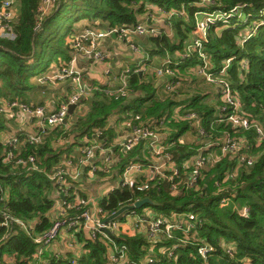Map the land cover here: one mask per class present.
<instances>
[{"label":"trees","instance_id":"obj_1","mask_svg":"<svg viewBox=\"0 0 264 264\" xmlns=\"http://www.w3.org/2000/svg\"><path fill=\"white\" fill-rule=\"evenodd\" d=\"M199 1L57 0L55 9L44 19L42 29L35 34L40 0H17L15 4L19 12L15 27L17 37L14 40L0 38V98L8 96L9 92H14L12 95H25L33 87L32 77L46 71L53 60L68 58L66 37L75 33V24L83 19L105 21L109 28L119 25L131 26L136 24L138 16L146 11L147 2L167 9L185 6L190 20L181 19L173 22L175 33L180 37L179 43L170 44L166 36L150 38L159 46L160 51L166 52L167 47L173 53L180 48L183 50L187 32L193 27V15L196 11L229 10L235 5L247 4V11L256 14L264 7V0H214L215 3L198 6L195 3ZM183 25L184 30L181 27ZM246 27L243 24L235 28H226L218 34L215 26H212L211 39L206 48L216 71L224 66L227 58L235 57L226 78L241 97L246 116L257 120L264 127V24L241 44L240 38L246 33ZM186 59L190 64L199 62L196 55ZM183 75L186 74L182 72L181 77ZM130 85L133 92L139 94L133 102H127L126 98L112 99L100 91L94 92L90 110L76 122L75 131L88 137L95 127H104L109 117L118 111L134 109L144 117H156L182 102L172 97L163 101L158 100L155 97V88L152 84L144 82L140 73H135L130 78ZM12 95L9 97H13ZM202 98V95H195L190 100L191 107L200 116L207 132L206 136L199 137L211 138L213 141L226 133L239 137L242 143L238 153L246 152L254 156L253 165L240 166L237 157L230 153L206 171L198 187L182 188L180 193L173 194L166 181L162 180L160 183L154 181L147 191H139L133 187L115 189L103 200L101 206L109 215L137 199L150 197L154 203L145 204L138 211L151 208L163 216H170L174 212H193L202 220L198 228L200 241L215 246L212 256L205 260L198 254L195 242L177 246L174 254L169 256V250L166 252L160 250L171 249L178 242L177 239L161 237L151 249L152 242L143 234L118 237L117 241L120 244L128 245L129 254L134 260L142 261L146 255L153 254L155 262L147 264H264V139L258 140L259 135L255 128L239 130L225 121L217 123L218 107L214 109L202 103ZM146 101H151L152 104L144 106L143 103ZM169 125L172 129V138L193 130L197 133V129L189 121L172 122ZM3 128L4 123L0 116V131ZM198 151L195 145L179 142L171 150L173 158L181 167L185 159ZM3 153L4 146L0 142V182L9 193L7 202L9 212L28 221L37 219L36 232L50 228L56 218L50 219L47 212L55 203L51 193L56 185L48 178L47 173L55 170L61 151L52 149L50 138L42 145H28L26 154L35 153L40 157V166L46 172H28L18 170L12 164H4ZM137 154L136 149L130 151L124 162L135 158ZM233 169H237V176L227 180L224 189H219L216 182L222 181L227 172ZM224 196H229L230 201L223 206L221 199ZM245 206L249 207L248 216L241 214V209ZM76 212L77 210L69 209L70 214ZM6 232L5 228H0V257L10 254L19 260L16 264H31L30 262L35 260L36 244L17 225L10 234ZM222 240L235 243L236 253L233 257L224 250ZM86 247L87 253L81 259L82 264H111L108 262V248L102 241L89 240ZM43 258L49 260L51 264L61 263L49 251L44 253Z\"/></svg>","mask_w":264,"mask_h":264},{"label":"built area","instance_id":"obj_2","mask_svg":"<svg viewBox=\"0 0 264 264\" xmlns=\"http://www.w3.org/2000/svg\"><path fill=\"white\" fill-rule=\"evenodd\" d=\"M17 0H0V38L14 40L17 37L16 24L19 19L18 10L15 6ZM57 0H40L37 8V25L36 31L43 27L44 19L53 12ZM206 3H215L214 0H200L196 4L204 6ZM247 4H238L229 10L214 9L211 11H196L193 15L194 23L190 30V38L186 42L183 49V58L196 55L198 63L187 68L185 74H192L201 76L209 83L218 85L220 90L221 103L217 110V123L225 121L232 124L233 128L239 130H248L255 128L259 137L258 140L264 139V127L257 120L250 119L246 116V110L241 97L235 90L231 82L226 78L230 64L235 57H229L225 61L224 66L216 71L213 69V63L207 52L206 45L211 39V27L215 26L218 34L226 28H235L240 25L247 26L246 33L240 38L241 44L247 41L254 35L258 28L264 24V7H261L258 13L247 11ZM163 12L168 14L169 18L175 16L184 17L187 10L185 6L181 8H170ZM253 17V19H252ZM116 35L120 40L129 42L131 47L138 49L136 43L133 42V37L136 35L146 37H162L163 31L154 24L146 21H140L134 25H119L107 30L100 31L95 27L85 28L82 32L72 35L69 40L70 48L77 53L69 61H60L59 66L55 71L37 76L39 83L52 82L56 83L61 79L71 77L73 81V90L64 99L59 107L53 112L46 113L43 106H36L29 102H24L19 97L6 98L7 100H0V112H12L17 109L20 113H30L33 116H39L38 121L40 125L47 123L50 126L61 125L69 116V109L72 104H80L86 98H90L92 93L100 91L107 97L112 99L127 98L133 93L130 85V78L135 73L143 72L142 64L135 67H127L118 76H110V85L98 84L91 85L84 79L83 73L74 68V63L78 59V52L83 49L84 43H88V53L92 54L98 59H105L106 54H103L99 49V42L103 38L111 35ZM244 66L246 63L243 64ZM110 69L107 74L110 75ZM155 72L159 76H167L169 78L167 89L176 91L180 82L182 71L171 56H168L163 62L155 67ZM189 108L183 109V106L167 111L165 114L156 117L144 118L141 113L128 111L124 115V125L130 129V136L122 143V148L127 151H132L140 143H148V149L151 158H165L171 161L170 164H146L142 161H129L123 171L122 180L116 184L108 187L107 193L115 189L124 187H133L139 191H147L153 185L154 181L160 183L162 180L166 181L170 186V191L173 194H178L182 188L198 187L199 182L204 179L206 171L215 166L221 159L233 154L237 157L239 165H253L255 157L249 153H238L241 147V140L239 137L226 133L219 136L214 141L207 139L205 144L201 146L200 150L193 156L182 163V167L173 160L171 150L175 144L179 142L177 138L170 136V129L166 132L165 138L161 130L168 129L170 123H178L189 121L199 134V136H206L207 132L202 125L201 118L190 105ZM104 127H95L90 136H86L82 144L79 146V155L77 160L80 164H88L89 176L94 177L100 167L94 160L96 150H106V138L104 137ZM46 135L44 132H38L28 135H15L5 139L2 144L4 146V153L2 161L4 164H12L18 170L45 171L40 166V157L35 153H27L28 145H42L45 143ZM213 146H218V151L210 150ZM205 148V149H204ZM208 149V151H206ZM119 160L111 152L105 156V163L107 167L116 163ZM74 161L72 159L64 160L56 169L47 176L56 185L60 197L59 206L60 212L50 228L41 232H36L35 223L38 221H28L12 215L9 212L8 190L3 187L0 182V228H5L10 234L15 225L24 230L30 239L36 244L35 259L42 260L45 252L50 251L56 238L60 236L63 230H66L77 236L82 229H87L90 232L91 238L94 241H102L108 248L107 256L108 262L111 264H147L154 263L155 257L153 254L146 255L142 261H137L131 258L127 244H120L117 238L120 236L136 235L143 227H147L151 241H157L161 237L177 239V243L171 249H164L162 252L169 250V256L175 252V248L179 245L195 242L197 251L200 257L207 260L215 251V246L208 242H201L198 228L202 222L193 212L187 213H172L170 216H163L159 214H151L150 212L138 211V209H131L124 212L119 218L104 222L105 218L115 213H108L99 206L92 210L91 198L83 196L79 192L78 173L68 170ZM143 171H148L145 180L139 179V174ZM46 172V171H45ZM237 176V169L227 172L222 181H217L216 185L219 189H224V183ZM139 200V199H137ZM230 201L229 196H224L221 199V205H227ZM133 204V203H132ZM55 206V205H54ZM69 209L77 210L74 214L69 213ZM249 207L245 206L241 209V214L248 216ZM109 229L111 233L107 232ZM6 232V233H7ZM181 232V235H179ZM6 234V235H8ZM226 253L233 257L236 253V245L233 242L222 240ZM56 259L60 260V264L66 261L58 252H53ZM68 264H77L75 258L70 259ZM44 264H51L49 260L45 259Z\"/></svg>","mask_w":264,"mask_h":264},{"label":"crops","instance_id":"obj_3","mask_svg":"<svg viewBox=\"0 0 264 264\" xmlns=\"http://www.w3.org/2000/svg\"><path fill=\"white\" fill-rule=\"evenodd\" d=\"M162 8L163 6L161 5L147 2L146 11L138 16V20L146 21L156 25L163 31V36H166V38L169 39L168 41L170 42V44H177L180 41V37L175 33L173 22L175 20L178 21L181 19L190 20L189 14L188 12H186L184 17L175 16L173 18H169L168 14L163 12ZM169 9L165 7L164 10L168 11ZM77 23L75 27V33L73 35L82 32L86 27H90L91 25L98 30H107L109 28L108 23L101 20L89 21L88 19H83ZM181 27L184 30V25ZM189 32H187V38L185 42H187L190 38ZM71 36L72 35L68 36L66 41V43L68 42V58H66L65 60H53L46 71H44L42 74L49 71H55V69H57L60 64V61H69L75 55V53H77L75 50L70 48L69 40ZM132 39L133 42L138 46V49H134L133 47H131L129 42L120 40L116 35H111L107 38L101 39L98 49L103 54L107 55V57L103 60L92 56V54H89L88 50L90 48L87 45L88 43H84L83 49L78 52V59L74 63L73 67L80 70L84 75V79L91 85H110V76H118L127 67L133 68L137 65L142 64L143 72H140L142 80L153 85V87L155 88V97L158 100L163 101L168 99L169 97H172L176 101H182L176 107L189 105L191 106V98L195 95H202V103L211 106L214 109L218 107V104L221 103L219 97L220 90L218 85L207 82L201 76L193 77L190 75L188 76V78H184L183 75L182 81L180 82V86L179 88H177V91L172 90V92H168V89L166 87L168 85L169 78L167 76H159L156 74L155 67L159 66L168 56H171V58L174 59L182 72L188 73L187 68L194 64H190L186 58L182 57L183 50L181 51V48L171 53L166 47V52H162L160 51L159 46L155 45V43L151 41L149 37L136 35ZM113 40H118L119 42V46L117 49L113 48ZM120 42L127 43L128 49L124 47V44H121ZM108 69H110L111 71L110 75L107 74ZM37 76L32 77L31 82L33 84V87L28 90L25 95H12V93L14 92H9L8 96H17L24 102H29L36 106H43L46 113L53 112L59 107L60 103L64 99H66L67 96L72 92L74 84L72 78L67 77L59 80L56 83H39L37 81ZM201 85H204L203 88L208 90L207 93L201 92L199 91V89H197V87H200ZM93 94L94 93H92L91 95ZM138 95V93L133 92L129 97L126 98L127 102H133L137 99ZM8 96H3V100H7L6 98H8ZM91 97L88 99L86 98L84 101L78 104L74 110V114H72V116L69 114L67 122H63L58 126H50L47 123H44V125L42 126L38 121L39 116H33L30 113H20L17 109L12 112H0V116L2 117L4 123V128L0 131V142H3L5 139L15 135H28L38 132H44V134L46 135V140H48L49 138L51 139L52 149L61 151L60 160L57 163L56 167H58L64 160L72 159L74 161V164L72 166H69L68 170L78 173V181L76 182V184L80 187L79 192L83 196L92 199L90 207L93 211H95V209L101 206L103 200L108 196V187L122 180V171L125 165L129 162L128 159L126 162H124V159L126 157L128 158V155L130 153L129 151L126 152L122 148V143L131 134L130 129L123 123L124 115L128 111H137H135L134 109H128L124 112L118 111L109 117L104 126L106 135L105 146L107 149L103 151L96 150L94 158L96 163H98V165L102 168L98 170L94 177H91L88 173L90 166L88 164H80L77 160V157L79 155V146L80 144H82L87 135L83 136L75 131L77 128L76 122L79 120V118L86 116L90 110ZM2 98H0V100ZM151 104V101H146L143 103L144 106H149ZM149 117L155 116H148L144 118ZM170 128L171 127L169 125L168 129L161 130L163 138H165V134ZM171 130L172 129H170V136L172 135ZM197 133L194 132V130L189 131L188 133L185 132L184 134L179 135L177 137V140L180 144H200L201 146H203L205 144V140L200 137L196 138L195 135ZM196 147L198 150L201 149L198 145H196ZM135 149L138 151V154L131 160L142 161L147 165L164 164L165 168L166 165L171 163V161H168L165 158H151L148 149V143L145 144V142H142L133 150ZM210 150L218 151L219 149L212 148ZM206 151H208V149H206ZM109 152L119 158V160L107 167L104 159L106 154ZM173 160L175 161L174 158ZM147 175L148 171H143L139 174V179L145 180ZM51 197L55 199V206L53 205L51 210L47 212V216H49L50 219H53L56 218L57 214L60 212L59 206L57 205L58 203H60V199H62V197L59 196L57 188L53 189ZM145 211L150 212L151 214H157L151 208H147ZM139 233L143 234L150 240V242H152V249L156 241H151L152 239L149 236L147 227H143ZM89 240H92V238L90 232L85 228L82 229V231L77 236H72L70 232L63 230L60 233V236L54 241V244L52 245L49 253L58 252L61 254L64 261L68 262L70 259L75 258L77 264H82L81 259L83 258L84 254L87 253L86 244ZM163 250L164 248H162L160 251L162 252ZM44 260L45 258H42L41 261H39V259H35L30 263L44 264ZM0 261V264H16L19 260L14 255L4 254L2 257H0ZM66 262L64 264H68Z\"/></svg>","mask_w":264,"mask_h":264},{"label":"water","instance_id":"obj_4","mask_svg":"<svg viewBox=\"0 0 264 264\" xmlns=\"http://www.w3.org/2000/svg\"><path fill=\"white\" fill-rule=\"evenodd\" d=\"M38 31L35 32L37 34ZM115 36V34H114ZM77 104H72L69 109V114H74V110L76 108ZM67 122V119L64 120V123ZM63 198V197H62ZM148 203H154L150 197H144L142 199L136 200L133 204H127L122 206L120 209H118L115 213L109 215L107 218H105L104 222L111 221L115 218H119L124 212L131 210V209H140L145 204ZM107 232L111 233L109 229H106Z\"/></svg>","mask_w":264,"mask_h":264},{"label":"rangeland","instance_id":"obj_5","mask_svg":"<svg viewBox=\"0 0 264 264\" xmlns=\"http://www.w3.org/2000/svg\"><path fill=\"white\" fill-rule=\"evenodd\" d=\"M196 4V3H195ZM56 5H57V2H56ZM56 5H55V7H56ZM164 7V6H163ZM55 9V8H54ZM53 9V10H54ZM78 24V23H77ZM89 24H92V23H89ZM88 24V25H89ZM87 25V26H88ZM75 26H76V24H75ZM78 26V25H77ZM90 26V25H89ZM90 27H94V26H90ZM90 27H86V28H90ZM78 28V27H77ZM100 31H104V30H100ZM66 41H67V37H66ZM114 42H113V48L114 49H117L118 48V46H119V42H118V40H113ZM68 43V42H67ZM66 43V44H67ZM121 43V42H120ZM121 44H124V47H126L127 49H128V45H127V43H121ZM191 76H197V75H192V74H190ZM189 74H186L185 76H184V78H188V76H190ZM179 86H180V84H179ZM179 86H178V88H179ZM204 87V85H201L200 87H197V89H199V91H201V92H208V90L207 89H205V88H203ZM201 89V90H200ZM167 90V89H166ZM168 92H172V89H169V90H167ZM166 94H169V93H166ZM207 96V95H206ZM8 98H10L9 96H8ZM185 108H189V107H187V106H183V109H185ZM72 116V115H71ZM70 116V117H71ZM195 137L197 138V137H199V134L197 133L196 135H195ZM205 140V142L207 141V139H204ZM204 144V143H203ZM193 145H198L199 147L201 146L200 144H193ZM14 261V260H13ZM15 262V261H14ZM19 262V261H18Z\"/></svg>","mask_w":264,"mask_h":264}]
</instances>
